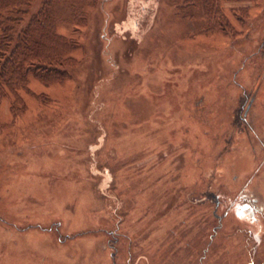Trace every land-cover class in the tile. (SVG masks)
<instances>
[{
    "label": "rangeland",
    "instance_id": "obj_1",
    "mask_svg": "<svg viewBox=\"0 0 264 264\" xmlns=\"http://www.w3.org/2000/svg\"><path fill=\"white\" fill-rule=\"evenodd\" d=\"M45 2L75 64L0 101V264L263 263L264 0Z\"/></svg>",
    "mask_w": 264,
    "mask_h": 264
},
{
    "label": "trees",
    "instance_id": "obj_2",
    "mask_svg": "<svg viewBox=\"0 0 264 264\" xmlns=\"http://www.w3.org/2000/svg\"><path fill=\"white\" fill-rule=\"evenodd\" d=\"M0 0V101L14 94L33 71L41 79L68 77L63 66L75 64L77 41L60 33L47 3ZM48 2V1H47Z\"/></svg>",
    "mask_w": 264,
    "mask_h": 264
},
{
    "label": "flooded vegetation",
    "instance_id": "obj_3",
    "mask_svg": "<svg viewBox=\"0 0 264 264\" xmlns=\"http://www.w3.org/2000/svg\"><path fill=\"white\" fill-rule=\"evenodd\" d=\"M254 258H255V257H254ZM255 261H256V259H255V260L252 259V260L249 261V262H250L249 264H254ZM255 264H256V263H255ZM257 264H264V262H263V263L260 262V263H257Z\"/></svg>",
    "mask_w": 264,
    "mask_h": 264
},
{
    "label": "snow or ice",
    "instance_id": "obj_4",
    "mask_svg": "<svg viewBox=\"0 0 264 264\" xmlns=\"http://www.w3.org/2000/svg\"><path fill=\"white\" fill-rule=\"evenodd\" d=\"M240 215L242 216V213H240Z\"/></svg>",
    "mask_w": 264,
    "mask_h": 264
}]
</instances>
